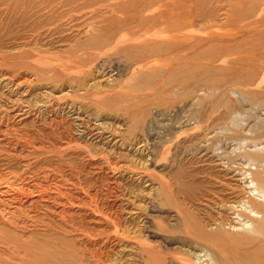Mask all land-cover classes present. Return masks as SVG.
I'll list each match as a JSON object with an SVG mask.
<instances>
[{
	"label": "rangeland",
	"instance_id": "374dc122",
	"mask_svg": "<svg viewBox=\"0 0 264 264\" xmlns=\"http://www.w3.org/2000/svg\"><path fill=\"white\" fill-rule=\"evenodd\" d=\"M65 1L0 0V264L240 255L224 206L245 192L243 149L264 146V0H157L162 31L89 75L76 49L121 12L95 8L139 0ZM175 35L172 56L154 50Z\"/></svg>",
	"mask_w": 264,
	"mask_h": 264
},
{
	"label": "bare ground",
	"instance_id": "6f19581e",
	"mask_svg": "<svg viewBox=\"0 0 264 264\" xmlns=\"http://www.w3.org/2000/svg\"><path fill=\"white\" fill-rule=\"evenodd\" d=\"M66 1L68 2V0H66ZM66 1L63 3L65 6L67 5ZM156 2H158V1L157 0H139V2L137 4L135 2V4H132L131 6H130V2H129V4H126L124 7H122V6L120 7V4L112 3V4L102 5L99 8H95L94 11L100 10L103 7H105V8H110L111 10L116 11V12H118V9H119L121 12L118 13V15L116 16L115 19L111 20V21H113L111 24L104 25L105 27L103 26L102 32L98 35H95L92 38V40L89 43H87V45L79 46L78 49H76L75 54H76L77 62L80 64V66L87 67V69L84 70V72L87 75H89L90 73L93 72L92 71V67H93L92 65L98 59H100V57H109L110 58L112 56H120V54L123 51H125V49H127V48L129 49L132 46L133 47L135 46L133 44L134 42L132 40H134L136 36L139 38H144L147 40V38L150 36L151 32H153L154 30L158 31V30H160V28L162 29L165 27L164 22H162L159 19V17L161 16V15H159V13H162L161 10L160 9H155V10L151 9L153 6H155L157 4ZM97 4L98 3L91 4L85 0L82 3L75 5L74 8L82 9V8L90 7V6L97 5ZM162 6H163V4L159 5V8H162ZM130 8H133V9H131L132 10L131 13H130ZM185 26L191 27L192 22L186 23ZM178 27L179 26L173 27V30L179 31L178 29H181V28L180 27L178 28ZM181 27H183V26H181ZM160 31H162V30H160ZM189 32H192V31L190 30ZM155 39L156 40L159 39V43H160L159 45H161V46H159L157 49H154V50H156L157 53H160L163 55H169V56L171 55L172 56L171 52L174 51V48L179 46V44H180V41L178 40L177 35L172 36V37H166L165 40H161L160 38H153V40H155ZM148 53L152 54L151 52L137 53L135 60H133V61H135L133 64L138 63L139 61L148 58V56H149ZM125 57L128 58V57H130V55H125ZM126 62L129 63V65H130V59H127ZM139 65H141V64H139ZM98 66H99V64H98ZM99 67H101V65ZM97 69H98V67H97ZM77 71H79V70H77ZM80 72L81 71H79V73ZM66 73H68V72L66 71ZM89 83H91V82H89ZM94 85L96 86V84H94ZM243 100H244V98H243ZM256 105H258V104H256ZM252 107L255 108L254 105ZM254 108H252V110ZM257 108H258V106H257ZM79 112H80V110H79ZM258 112H260V111L258 110ZM261 112H263V111H261ZM237 113H238V111L235 114H237ZM248 113L245 112L244 114L247 115ZM79 117L80 116L76 117L77 120H81V119H79ZM232 119H233V117H232ZM257 119L260 120L261 117L257 118ZM262 120L263 119H261L260 121H262ZM242 121H244V120H242ZM237 122H239V121H237ZM262 123H263L262 124L263 126L260 128H262L264 131V122L262 121ZM253 126H255V125H253ZM252 127L250 126V128H252ZM255 128L256 127L252 128V132L254 131L253 129H255ZM242 131H244V130H242ZM254 132L256 133V132H258V130L257 131L255 130ZM249 133H251L250 130H249ZM93 135L97 136V133H95ZM245 140H247V139H245ZM245 140L243 142L247 143V141H245ZM237 145H239V144H237ZM242 145H243V143H242ZM242 145L240 144V148ZM243 146H245V145H243ZM254 146H255V148L254 149L251 148L252 150H248L246 148L243 149L244 152H243L242 156L245 158V163L243 165L244 166L246 165L248 168L246 167L247 169L242 168L241 170H239V173L241 175L239 178H240V181L241 182L243 181V183H244V186H242V187L244 188L245 192L242 196H230L231 194L234 193V190L227 185L229 187L228 189L231 190V193H229V195L226 198V204L227 205L224 206V209L227 210V212L232 211L233 214L237 215L236 217H234L235 219L237 217L239 218L238 219L239 222L238 221L236 222V223H239V226L235 225L232 228H234L236 230H241L246 237V239L242 241L245 244H243L244 246H242V248H241V249H243L241 251V254L240 255L237 254L238 256L235 254L234 257L224 258L221 255H214L207 248H201L200 249L199 247H201V246L197 245L198 247L197 246L193 247V249H195V252H192V250L186 251V252H188V254H190L189 256H191V259H189L186 264L191 263L192 258L195 259V261H193V262H195L196 264H264V146H261V148H258L259 147L258 144H255V143H254ZM240 150H242V148ZM238 164H240V163L238 162ZM251 166H253V167L255 166V167L252 168ZM229 169H230V167H229ZM236 173H238V171ZM228 174H230V172H224L222 175H219L217 173L218 177H221V176L227 177ZM227 179L229 180V184H231V186H232L233 185V183L231 182L232 179L231 178H227ZM240 191H241V189H240ZM228 225H230V224H228ZM231 225H234V224L231 223ZM209 236H211V233H208V232H202L201 234L199 233V235H198V237L202 240L206 239V238L209 239ZM45 260L46 261H42L40 263L41 264H52V262H51V261H53L52 259L46 258ZM183 263H185V262H183Z\"/></svg>",
	"mask_w": 264,
	"mask_h": 264
}]
</instances>
